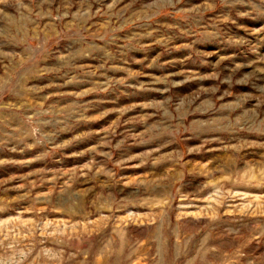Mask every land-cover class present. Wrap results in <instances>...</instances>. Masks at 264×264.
<instances>
[{
	"label": "rangeland",
	"instance_id": "1",
	"mask_svg": "<svg viewBox=\"0 0 264 264\" xmlns=\"http://www.w3.org/2000/svg\"><path fill=\"white\" fill-rule=\"evenodd\" d=\"M0 264H264V0H0Z\"/></svg>",
	"mask_w": 264,
	"mask_h": 264
}]
</instances>
